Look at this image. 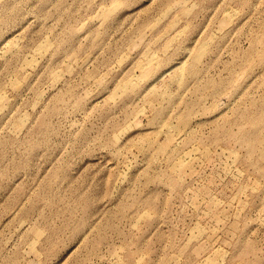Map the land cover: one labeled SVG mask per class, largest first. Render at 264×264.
<instances>
[{
    "label": "rangeland",
    "instance_id": "1",
    "mask_svg": "<svg viewBox=\"0 0 264 264\" xmlns=\"http://www.w3.org/2000/svg\"><path fill=\"white\" fill-rule=\"evenodd\" d=\"M0 264H264V0H0Z\"/></svg>",
    "mask_w": 264,
    "mask_h": 264
}]
</instances>
